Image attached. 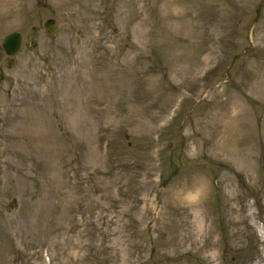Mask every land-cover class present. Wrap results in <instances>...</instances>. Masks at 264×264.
Returning a JSON list of instances; mask_svg holds the SVG:
<instances>
[{
	"label": "rangeland",
	"instance_id": "374dc122",
	"mask_svg": "<svg viewBox=\"0 0 264 264\" xmlns=\"http://www.w3.org/2000/svg\"><path fill=\"white\" fill-rule=\"evenodd\" d=\"M0 65V264H264V0H0Z\"/></svg>",
	"mask_w": 264,
	"mask_h": 264
},
{
	"label": "water",
	"instance_id": "95a60500",
	"mask_svg": "<svg viewBox=\"0 0 264 264\" xmlns=\"http://www.w3.org/2000/svg\"><path fill=\"white\" fill-rule=\"evenodd\" d=\"M55 19H48L45 22V26L48 29L49 32L53 33L55 31ZM22 42V35L19 32H12L8 34L3 41V47L5 51L11 55L14 56L20 49ZM10 64H13V61H10ZM3 78V69L0 67V80Z\"/></svg>",
	"mask_w": 264,
	"mask_h": 264
},
{
	"label": "flooded vegetation",
	"instance_id": "af4514ba",
	"mask_svg": "<svg viewBox=\"0 0 264 264\" xmlns=\"http://www.w3.org/2000/svg\"><path fill=\"white\" fill-rule=\"evenodd\" d=\"M6 54H7V53H6ZM7 55H8V54H7ZM8 56H9V55H8ZM11 59L15 62V59H14L13 56H9L8 62H9Z\"/></svg>",
	"mask_w": 264,
	"mask_h": 264
}]
</instances>
